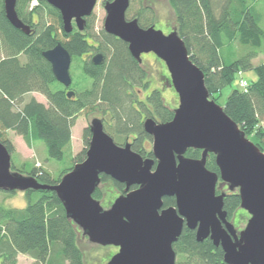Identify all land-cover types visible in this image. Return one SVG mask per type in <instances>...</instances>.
<instances>
[{"label": "trees", "instance_id": "16d2710c", "mask_svg": "<svg viewBox=\"0 0 264 264\" xmlns=\"http://www.w3.org/2000/svg\"><path fill=\"white\" fill-rule=\"evenodd\" d=\"M31 1L17 3L19 16L32 27V32L26 34L11 24L4 0H0V53H6L0 56V141L14 155L15 146L6 134L13 129L28 145L35 140L43 141L49 159L69 164L62 165L55 176L27 161L17 167L12 159V170L35 176L41 183H58L86 158L91 138L89 127L84 133L87 147L76 155L72 152V127L85 109L100 113L105 130L117 143L130 142L144 157H154L152 149L146 147L153 137L144 129L143 115L167 122L174 117V108L167 104L159 89L147 92L149 73L143 61L131 54L127 42L104 29L98 38L94 37L89 16L85 30L79 31L75 26L66 33L57 8L46 0H38V5L29 8ZM131 1L138 4L132 18H137L142 27L152 25L155 18L152 6L144 3L145 0ZM258 1L226 0L217 16L214 0H168L176 15L179 35L190 58L204 71L212 99L217 102V95L224 86L233 83L237 72L256 69L257 79L250 82L247 90L234 88L223 107L246 136L264 151V63L253 64V59L264 52V26L262 13L256 6ZM58 42L63 43L73 58L71 87L75 95L71 98L42 54ZM91 51L103 52L105 61L94 64L88 55ZM20 55L25 57L24 61ZM75 70L79 71L78 77ZM32 91L44 94L49 104L34 95L25 98ZM139 91H145L141 98ZM186 155L200 158L202 150L189 148ZM215 157L210 153L206 166L220 174ZM101 178V186L93 194L95 198L110 201L102 187L109 183L119 195L126 192L123 183L105 174ZM136 187L133 185L131 189ZM223 189L217 188V193ZM25 193L28 197L25 207L0 205L1 264H17L19 253L29 255L34 260L32 264H86L79 244L81 228L67 216L56 191L28 189ZM175 204L174 197L164 198L165 206ZM224 208L229 220L237 213L240 218L244 210L238 190H226ZM173 247L181 258L176 264L182 260L185 264H228L221 246H216L210 238L198 241L195 230L187 226Z\"/></svg>", "mask_w": 264, "mask_h": 264}, {"label": "water", "instance_id": "95a60500", "mask_svg": "<svg viewBox=\"0 0 264 264\" xmlns=\"http://www.w3.org/2000/svg\"><path fill=\"white\" fill-rule=\"evenodd\" d=\"M62 16L66 33L85 30L98 0H46ZM131 0H108L104 30L128 43L131 54L142 62V54L154 52L165 61L179 104L167 122L154 117L144 120L153 137V157H144L130 142L121 145L94 117L86 158L56 184L41 183L35 176L12 170V154L0 141V190L25 192L51 189L63 202L67 216L83 236L95 245H115L119 251L107 264H176L173 244L184 227L195 230L198 241L210 238L224 251L228 264H264V151L249 139L224 107L210 97L204 71L190 58L177 27L166 34L154 25L142 27L128 19ZM18 0H4L6 17L26 34L32 32L17 11ZM56 79L71 87L72 55L58 42L43 51ZM92 61L100 65L105 54ZM69 98L73 89L66 92ZM201 149L200 158L186 155ZM215 154L220 174L207 168ZM156 159V167L153 169ZM105 174L125 184V193L105 208L94 192ZM221 180V182H219ZM137 185L135 189L131 186ZM238 190L241 208L250 217L238 230L224 208L226 190ZM217 188L223 189L217 193ZM174 196L176 205L163 208L164 197Z\"/></svg>", "mask_w": 264, "mask_h": 264}, {"label": "rangeland", "instance_id": "374dc122", "mask_svg": "<svg viewBox=\"0 0 264 264\" xmlns=\"http://www.w3.org/2000/svg\"><path fill=\"white\" fill-rule=\"evenodd\" d=\"M106 1L107 0H98L93 13L91 14V16H89V20L91 23L90 31H92L94 37L97 38L99 37V35H101L102 29H104V21L107 15V11L105 8ZM147 1L155 9L156 12L155 17H157L156 19L158 23L156 24L157 27L162 28L166 33L168 32L166 28H169L172 31L174 30L175 27H177L176 15L174 13V10L170 6L168 0H147ZM225 1L226 0H214V5L216 7L215 13L217 14V16L220 15L222 5L225 3ZM256 6L258 11L262 13L261 25L264 26V0H259ZM137 7L138 4L136 2L131 1L130 6L127 10V18H132L134 16V12L137 9ZM29 8H30V4H29ZM51 19L54 20L53 17ZM35 20H37V15L35 16ZM238 48L241 49V47ZM0 56L4 57L6 56V53L4 51L3 52L1 51ZM20 59L24 61L25 57L23 55H20ZM262 63H264V52H260L258 56L253 59L254 66H257ZM143 64L147 68L149 73L150 89L159 88L163 92V96L167 104L173 108H176L179 104V96L172 84L170 72L165 62L160 58H158L155 54L151 53L145 55V58L143 59ZM74 75L75 77H78L79 71L75 70ZM241 77L248 80L249 83L252 82L253 80H256L257 79L256 69L250 68L243 71L242 73L237 72L233 83L224 86L221 92L217 95L218 104L223 106L230 92L234 88H238V87L241 88L240 87ZM144 93L145 91L142 92L139 91V95H140L139 97L140 98L143 97ZM30 95H34L39 101L45 103L46 105L49 104L48 99L41 92L32 91L26 94L25 98H29ZM94 117H101V115L99 112L91 111L88 109H85L78 114L75 124L72 127L73 154L76 155L87 147L84 138V133H85V129L91 124V121ZM6 134L15 146V152L14 155H12V159L17 167H20L22 163L27 161L31 163V165L34 164L38 167L44 168L50 171L53 175L58 176L61 170L60 167H62V165L66 166L69 164L68 161L65 164V162L62 161L49 159L46 151V146L44 142L41 140H35L33 141L32 145H28L25 139L23 138V136L18 134L15 130L10 129L6 132ZM146 147L152 149L153 139L146 142ZM102 187L107 192L106 196L108 197V200L110 199L108 203L104 202L105 200H101V204L105 208H107L113 203L116 197L119 196V193L115 191L112 184L110 183L102 185ZM27 203H28V197L26 193L21 190H18L16 192L0 190V205L2 206L22 208L25 207ZM240 214L242 215L240 216L239 219L237 213L235 214L232 220L238 230H241L246 226L247 221L250 217V214L246 210H244V212ZM79 244L84 251L86 264H106L112 257V253L116 251V247L114 246L106 248V246L100 245L99 247L98 245L93 244L91 241H89L88 237L83 236L82 231L80 232L79 235ZM180 259L181 258L177 256L176 260L180 261ZM33 261L34 260L27 254H23V253L18 254L17 264H32ZM180 264H185V263L182 260Z\"/></svg>", "mask_w": 264, "mask_h": 264}, {"label": "flooded vegetation", "instance_id": "af4514ba", "mask_svg": "<svg viewBox=\"0 0 264 264\" xmlns=\"http://www.w3.org/2000/svg\"><path fill=\"white\" fill-rule=\"evenodd\" d=\"M147 0H145V3L146 4H148V6H152L148 1L146 2ZM131 3V2H130ZM152 8H153V6H152ZM153 10H154V13H156L155 12V9L153 8ZM155 15L156 14H154V17H155ZM157 17H155L154 18V22H153V24L152 25H154L155 26V28H157V29H162V28H160V27H157L156 26V24H158L157 23V19H156ZM86 20H87V17H86ZM87 25V24H86ZM152 25H150V26H152ZM147 27H149V26H147ZM86 28V27H85ZM167 30H168V32L166 33L163 29V31L166 33V34H168L169 32H171V29H169V28H166ZM96 53H98V52H94V51H91L88 55L91 57V60H92V57H93V55L94 54H96ZM155 54L154 52H148V53H143L142 54V59H144L145 58V55H147V54ZM156 55V54H155ZM157 56V55H156ZM82 58H86V56H82ZM159 58V57H158ZM161 59V58H160ZM162 60V59H161ZM143 61V60H142ZM164 61V60H163ZM165 62V61H164ZM166 64V63H165ZM149 84H150V80H149ZM66 87V86H65ZM69 89H73L72 87H67L66 88V92H67V90H69ZM153 89H159V88H152V89H150V86L148 87V89H147V91L148 92H150V91H152ZM74 90V89H73ZM160 90V89H159ZM75 91V90H74ZM161 91V90H160ZM161 93H162V95H163V92L161 91ZM143 117H144V119H143V121L147 118V116H145V115H143ZM101 118V117H100ZM152 136V135H151ZM153 139V138H152ZM153 158H155V157H153ZM156 167V159H155V164H154V166H153V169ZM115 180V179H114ZM117 181V180H116ZM124 184V183H123ZM125 185V184H124ZM132 187V186H131ZM167 197H170V196H167ZM171 197H174V196H171ZM165 198V197H164ZM175 198V197H174ZM176 200V199H175ZM176 205V204H175ZM170 206H172V205H170ZM166 207H169V206H165V205H163V207H162V209L163 208H166ZM111 247V246H114V247H116V251L114 252V253H112V256L115 254V253H117L118 251H119V247L118 246H115V245H107L106 247ZM100 247V246H99ZM107 264V263H106Z\"/></svg>", "mask_w": 264, "mask_h": 264}, {"label": "built area", "instance_id": "2783aa9c", "mask_svg": "<svg viewBox=\"0 0 264 264\" xmlns=\"http://www.w3.org/2000/svg\"><path fill=\"white\" fill-rule=\"evenodd\" d=\"M38 1L37 0H32L31 6L37 5ZM240 87L244 90H247L249 87V82L245 78L241 77L240 79Z\"/></svg>", "mask_w": 264, "mask_h": 264}]
</instances>
